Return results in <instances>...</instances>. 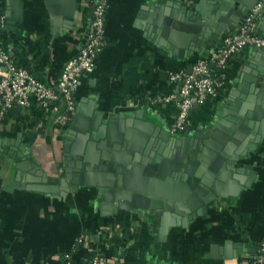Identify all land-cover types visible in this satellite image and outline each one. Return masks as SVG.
Masks as SVG:
<instances>
[{
    "label": "crops",
    "instance_id": "crops-1",
    "mask_svg": "<svg viewBox=\"0 0 264 264\" xmlns=\"http://www.w3.org/2000/svg\"><path fill=\"white\" fill-rule=\"evenodd\" d=\"M55 1L0 0L4 18L7 13L21 16L20 20L0 24L4 48L18 66L48 85L56 83L65 63L85 44L92 12L89 0H69L64 7L68 12L76 7L78 19L71 26L63 3ZM198 2L109 0L106 46L96 59L94 71L80 78L71 121L56 130V115L45 114L31 98L25 112L15 108L17 113L0 122V264H64L62 254L80 236L87 242L75 256L84 262L94 250L105 255L106 264H246L256 254L264 235V145L238 163L250 170L251 174L243 176L251 178V186L228 201L211 203L207 214L185 225L171 226L164 235L160 222L144 210L116 212L112 207L104 208L96 186L81 185L67 196L28 188V178L40 179L31 172H44L47 177L61 175L68 157L67 134L72 141L75 138L69 130L77 108L83 114L102 113L104 121L140 113L150 129L149 136L156 141L161 131L175 137L207 138L211 122L227 109L224 101L241 100V89L248 85L242 80L244 68L249 66L255 47L246 46L232 56L218 93L192 107L185 131L172 133L177 104L154 100L179 89L181 82L172 80L171 73L189 71L198 58L207 55H188L189 50L153 30L151 21L164 8L186 6L189 10ZM211 2L204 0L202 4ZM222 41L215 43L212 51ZM20 149L30 161H22ZM20 162H25L24 170L16 167ZM226 242L242 244L236 257H220V247Z\"/></svg>",
    "mask_w": 264,
    "mask_h": 264
},
{
    "label": "water",
    "instance_id": "water-1",
    "mask_svg": "<svg viewBox=\"0 0 264 264\" xmlns=\"http://www.w3.org/2000/svg\"><path fill=\"white\" fill-rule=\"evenodd\" d=\"M68 1L55 2L63 3L62 9L71 17L72 26L77 19L76 7L68 12L64 7ZM203 1L189 10L186 6L164 8L152 16V29L189 50L188 55H208L215 43L240 29L244 15L259 0H213L208 6ZM12 4L15 6V2ZM6 15V21L21 19L17 14ZM258 21L259 34L264 36V4ZM242 80L248 84L241 89L247 95L243 93L239 102L230 98L224 101L227 109L211 122L203 140L161 131L156 141L149 136L150 129L142 122L140 113L129 118L112 116L104 121L102 113L83 114L77 108L69 130L75 138L72 141L67 134L68 157L61 175L47 177L44 172H31L40 179L28 178V188L67 196L77 192L81 185L96 186L104 208L112 207L116 212L144 210L160 222L163 235L171 226L185 225L188 220L207 214L211 203L237 197L252 184L251 178L243 176L251 174L250 170L238 163L264 145L263 48L255 47ZM15 108L26 111L20 104ZM20 150L22 161H30V156ZM24 166L25 162L16 164L19 170H24ZM241 246L226 242L220 247V257H236Z\"/></svg>",
    "mask_w": 264,
    "mask_h": 264
},
{
    "label": "built area",
    "instance_id": "built-area-1",
    "mask_svg": "<svg viewBox=\"0 0 264 264\" xmlns=\"http://www.w3.org/2000/svg\"><path fill=\"white\" fill-rule=\"evenodd\" d=\"M264 0L244 15L240 29L228 34L222 44L209 55L198 58L190 71L183 69L171 73V79L181 82L179 89L168 95L155 98V102H175L176 116L171 125V132L176 134L186 130L190 111L195 104L202 103L215 96L224 84L225 70L229 60L246 46L264 49V36L259 34L258 20ZM109 0H93L90 23L86 30V42L80 51L70 58L54 85H48L30 70L18 66L7 51L0 37V120H3L16 104L27 107L34 98L41 110L49 115L55 114L56 130H62L71 121L75 109V92L80 78L91 73L96 66V59L106 46V14ZM4 16L0 13V21ZM3 25V24H1ZM213 65L214 67H211ZM219 71V72H218ZM87 239L80 236L70 251L62 254L64 264H77L75 253ZM90 264H106L105 255L92 251ZM246 264H264V235L258 244L256 254Z\"/></svg>",
    "mask_w": 264,
    "mask_h": 264
},
{
    "label": "trees",
    "instance_id": "trees-1",
    "mask_svg": "<svg viewBox=\"0 0 264 264\" xmlns=\"http://www.w3.org/2000/svg\"><path fill=\"white\" fill-rule=\"evenodd\" d=\"M89 3H90V5H91V7H90V9L92 10L93 9V0H89ZM92 14V13H91ZM92 16V15H91ZM91 16H90V20H91ZM90 23V22H89ZM89 25V24H88ZM88 27V26H87ZM87 29V28H86ZM219 72V71H218ZM14 113H17L16 112V109H15V107L14 108H12L11 110H10V112H9V114L3 119V120H0V122H4V120L5 119H7V117L10 115V114H14ZM71 250V249H70ZM69 250V251H70ZM77 264H90V261L89 260H87V261H82V260H79L78 261V263Z\"/></svg>",
    "mask_w": 264,
    "mask_h": 264
}]
</instances>
